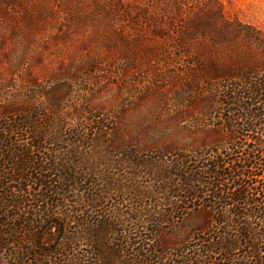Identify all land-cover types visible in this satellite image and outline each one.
<instances>
[{
  "label": "trees",
  "instance_id": "16d2710c",
  "mask_svg": "<svg viewBox=\"0 0 264 264\" xmlns=\"http://www.w3.org/2000/svg\"><path fill=\"white\" fill-rule=\"evenodd\" d=\"M128 17L147 38L150 59L177 67L180 143L172 149L182 202L210 216L189 242L155 250L144 264L156 255L171 256L174 264H264V31L229 18L218 0H134ZM77 80L65 85L67 91L27 84L25 100L0 109V257L10 253L29 264L33 256L45 264L68 255L74 236L67 222L74 219L88 227L85 257L91 260L85 264H120L115 248L95 231L93 216L81 218L82 204L69 198L84 183L80 165L90 161L82 156L97 136L106 138L111 155L128 154L126 146L112 144L100 122L85 119L70 129L60 107L73 97ZM215 113L220 126L208 123ZM199 134L208 137L200 142ZM101 201L94 194L88 199L94 210ZM58 230L62 234L54 236ZM23 232L29 244L17 250Z\"/></svg>",
  "mask_w": 264,
  "mask_h": 264
},
{
  "label": "rangeland",
  "instance_id": "374dc122",
  "mask_svg": "<svg viewBox=\"0 0 264 264\" xmlns=\"http://www.w3.org/2000/svg\"><path fill=\"white\" fill-rule=\"evenodd\" d=\"M133 1L0 0V109L31 94L27 84L67 91L65 85L78 79L73 97L60 107L70 118V129L85 119L90 124L95 120L109 132L112 144L128 149V154L120 150L111 155L106 138L97 136L85 146L88 155L82 156L90 161L80 165L84 183L69 192L71 200L82 204L81 218L93 216L99 225L95 231L115 248L120 264H135L136 259L144 264L155 250L189 242L210 221L204 209H190L191 203L182 202L178 155L172 149L180 143L177 67L150 59L147 38L128 21V3ZM218 1L229 18L264 31V0ZM87 81L93 85H84ZM81 84L95 90L88 92ZM219 117L213 114L208 123L222 125ZM87 132L91 137V128ZM207 137L199 134L197 139ZM92 194L102 198L97 210L88 203ZM67 223L74 236L70 253L43 259L45 264L90 262L85 257L91 247L88 227L74 219ZM61 234L58 230L54 236ZM19 238L17 250L29 244L24 232ZM174 262L171 256L156 255L150 264ZM32 263H37L33 256ZM0 264L24 263L8 253Z\"/></svg>",
  "mask_w": 264,
  "mask_h": 264
}]
</instances>
